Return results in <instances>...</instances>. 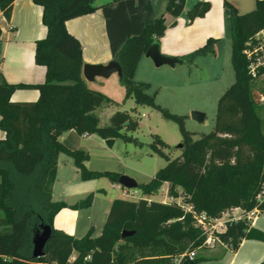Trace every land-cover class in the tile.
I'll return each instance as SVG.
<instances>
[{
    "label": "trees",
    "instance_id": "16d2710c",
    "mask_svg": "<svg viewBox=\"0 0 264 264\" xmlns=\"http://www.w3.org/2000/svg\"><path fill=\"white\" fill-rule=\"evenodd\" d=\"M94 0H33L42 9L41 21L46 37L35 47L34 61L45 68V81L39 85H11L0 82V264H174L184 253L202 249L206 233L195 217L204 214L207 222L221 219L229 209H240L242 216L256 209L264 213V89L250 76L249 61L243 54L248 43L264 29V0L244 14L226 0L223 8L231 41L230 63L234 81L217 103L212 130L197 139L185 128V117L159 107L146 92L147 85L134 80L137 64L149 47L163 37V16L125 41L116 60L121 68L124 99L137 106L158 111L175 123L181 134V154L171 159L169 149L158 135H152L151 151L166 161L147 183L138 185L144 196H155L167 183L173 201L160 203L139 199L114 200L102 232L75 239L53 229L55 215L68 206L51 201L59 154L70 157L82 181L106 178L118 185L119 174L90 171L84 166L88 155L69 150L58 137L73 130L77 135H95L102 140L121 139L124 144H141L126 133L135 132L139 122L127 112L116 111L107 126H100L94 112L116 104L100 92L91 90L81 78V46L65 27L67 21L90 14ZM118 1V0H113ZM15 0H0V12L9 22ZM186 0H169L166 12L178 17ZM209 4L196 3L186 17L191 22L203 17ZM1 36V30H0ZM211 43L185 58L211 53ZM37 90L36 102L10 101L16 90ZM93 194L68 208H88ZM180 199L181 203L175 201ZM41 225L51 228V238L39 258L32 257V237ZM226 230L214 236L235 252L243 239L264 243V234L253 229L245 218L227 221ZM123 232H132L122 237ZM76 253L72 263L69 259ZM89 257V259H87ZM201 259H194L197 264ZM261 264H264L262 262Z\"/></svg>",
    "mask_w": 264,
    "mask_h": 264
},
{
    "label": "crops",
    "instance_id": "0c3cea01",
    "mask_svg": "<svg viewBox=\"0 0 264 264\" xmlns=\"http://www.w3.org/2000/svg\"><path fill=\"white\" fill-rule=\"evenodd\" d=\"M168 1L94 0L91 4L93 11L90 14L71 19L65 24L67 32L81 46L83 65H107L114 60L127 39L138 36L145 26L151 24L160 16L164 17L166 25L164 35L159 40L161 54L165 56L185 59L202 48L208 40L227 38V20L223 8L225 0H186L183 13L178 17H173L166 12ZM226 1L239 14H244L252 11L258 0ZM199 2L209 4V10L203 17L196 18L190 22L186 14ZM41 17L42 9L33 3V0H15L9 22H6L0 12V82L5 81L11 85H39L45 81V68L36 65L34 61L36 43L46 37V29L42 24ZM228 37L230 39V35ZM198 57L189 64L196 65L195 61ZM151 63L152 61L145 56L140 58L134 74L136 82L144 83L139 75L143 71H150ZM186 64L188 63L185 62L184 65ZM114 75L116 74H113L108 79L96 78L92 82L93 84L87 83L83 79L82 74L81 78L91 90L102 93L112 101L125 100L124 88L117 75L116 78H112ZM112 88L117 89V97L109 91ZM38 98L39 92L37 90L22 89L16 90L12 94L10 101L13 103L36 102ZM101 108L103 107L98 108L94 112L97 118V113ZM114 111L112 110L111 113L113 114ZM91 136L87 134L86 136L85 134L79 136L71 130L63 132L58 137V141L69 150H81L88 155L90 148L105 149L104 140L100 138L98 139L104 146H101L99 142H92V144L86 146L80 140L90 141ZM4 138L5 133L0 130V140ZM113 140V154L118 156L122 145L117 140ZM84 166L88 170H92L87 161L84 162ZM72 169H74L75 174L69 181L65 177V173L69 170L72 171ZM60 170L65 177L63 178L64 187L57 193L55 189ZM105 179L82 181L78 170L73 165L72 159L64 154H59L56 178L51 189V201L63 202L70 207L85 199L89 194H93V199L88 208L73 210L67 207L60 210L53 219V229L75 239H81L89 232H92L93 236L95 227L92 226V222L96 219L99 225L102 224L101 234L111 203L114 200L132 201L123 195L125 192L123 190L122 198L111 199L100 206L98 204L97 208L98 197L101 195L106 196V191L98 188L99 181ZM111 187L115 188L118 186L111 183ZM163 190L167 193V183L163 185ZM139 199L153 201L151 196L142 195V198ZM170 200L173 201L172 199ZM236 210L240 211L238 216L242 215L240 209ZM249 222L253 229L264 234V213L255 212ZM7 231L8 229L0 228V234ZM199 250L200 252H195V259H201L197 264H261L264 262V243L252 239H243L235 252L220 242L204 245Z\"/></svg>",
    "mask_w": 264,
    "mask_h": 264
},
{
    "label": "rangeland",
    "instance_id": "374dc122",
    "mask_svg": "<svg viewBox=\"0 0 264 264\" xmlns=\"http://www.w3.org/2000/svg\"><path fill=\"white\" fill-rule=\"evenodd\" d=\"M226 28L227 38L208 40L207 43H211L212 52L205 56H199L195 61L196 65L188 63L171 69L166 66L155 68L151 63L150 71H143L139 75L140 79L147 85V94L153 96L155 103L159 107L172 114L185 117V128L194 134V139L212 130L218 100L234 81L230 63L231 41L228 37V23ZM112 78H116V75ZM256 86L264 89V76L257 79ZM109 91L117 97L118 92L116 88H112ZM119 92L121 93V91ZM114 102L116 104L104 106L98 111L97 115L100 126H107L109 124V117L112 115V110H115L114 112H127L136 118L140 126L135 132L126 133V136L136 139L141 146L131 143L124 144L121 139H115L122 145L118 156L113 154L114 148H111V150L107 147L105 149L90 148L89 155L87 154V163L90 169H92L91 171L117 173L135 180L138 185L145 184L154 177L159 169L166 165V161L154 154L149 147V144L152 143V135H158L169 145V149L164 150V152L169 158L174 159L181 154V147H178L181 145V134L175 123L163 119L161 114L152 108L137 106L132 99ZM262 103V106H264V98H262ZM192 112L204 114L205 122L202 124L193 121L191 119ZM80 140L86 146L92 144V142L100 143L98 137L95 135L90 137V141ZM100 145L104 146L102 143ZM74 172V169L72 171H66L65 177L70 181L75 174ZM65 177L60 170L55 189L57 193L64 187L63 178ZM163 185L159 192L151 197V200L166 204L171 203L172 201L163 190ZM117 186L112 188L111 183L107 179L99 181L98 188L104 189L106 196L101 195L98 197V201L96 202L97 208L98 204L100 206L111 199L122 198L123 190L129 192L128 195L133 194L134 197H126L129 200L137 201L139 198H142V193L139 189L125 190L119 185ZM176 203L180 204L181 200L178 199ZM239 213L240 211L236 209H229L223 214L222 220H230L238 216ZM92 226L95 227L93 236H98L102 224L99 225L98 221L94 219ZM203 228L208 229L207 225L201 229ZM194 252L198 253L200 250L197 249ZM76 256L77 254L73 253L69 259V263H72Z\"/></svg>",
    "mask_w": 264,
    "mask_h": 264
},
{
    "label": "water",
    "instance_id": "95a60500",
    "mask_svg": "<svg viewBox=\"0 0 264 264\" xmlns=\"http://www.w3.org/2000/svg\"><path fill=\"white\" fill-rule=\"evenodd\" d=\"M149 58L155 68H160L162 66H168L174 68L177 65H184L185 59L169 57L161 54L160 45L158 42L152 43V45L147 50L144 55ZM83 79L87 83H92L96 78L108 79L113 74H116L119 79H121V68L116 60L111 61L105 66L102 65H83L81 71ZM191 119L198 123L205 122V115L198 112L191 113ZM105 146L111 149L114 144L113 139H108L104 141ZM178 147H181L179 145ZM118 185L125 190H135L138 189V184L135 180L125 176L120 175L118 178ZM132 232H123L122 237L132 236ZM51 238V228L48 225H41L40 230L37 231L32 237V257L39 258L43 254L44 247L46 243ZM183 264H194L193 261H188Z\"/></svg>",
    "mask_w": 264,
    "mask_h": 264
},
{
    "label": "built area",
    "instance_id": "2783aa9c",
    "mask_svg": "<svg viewBox=\"0 0 264 264\" xmlns=\"http://www.w3.org/2000/svg\"><path fill=\"white\" fill-rule=\"evenodd\" d=\"M255 43H248L246 46V49L243 51V54L246 56L247 60L249 61L248 70L250 73V76L253 79L257 78V69L259 67L264 66V29L260 31L258 34L254 37ZM86 136V134H85ZM129 192L125 191L123 193L124 196H130L134 197L133 194L128 195ZM264 197V187L262 188L261 192L257 196V200L261 201V199ZM255 212H258L256 209H253L252 211L245 214V216H236L234 218H231L227 221H237L238 219L245 218L247 221L253 217ZM197 225L199 227H208V229L203 228V230L206 233V240L205 245H212L214 242H219V240L214 236L217 233H222L226 230V222L221 219L207 222L206 217L204 214H200L195 217ZM195 252L190 253H184L180 256L173 259L174 264H183L188 261H194L195 259ZM89 259V257L87 258Z\"/></svg>",
    "mask_w": 264,
    "mask_h": 264
}]
</instances>
